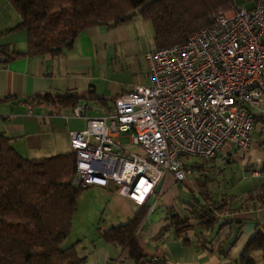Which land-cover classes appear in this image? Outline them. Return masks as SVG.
Returning <instances> with one entry per match:
<instances>
[{
	"label": "crops",
	"instance_id": "0c3cea01",
	"mask_svg": "<svg viewBox=\"0 0 264 264\" xmlns=\"http://www.w3.org/2000/svg\"><path fill=\"white\" fill-rule=\"evenodd\" d=\"M20 21L7 0H0V50H27L26 31L8 33ZM156 49L152 23L138 16L113 29L87 30L72 50L60 57L16 58L0 64V133L28 159L73 152L70 133L84 130L87 119L75 117L74 108L32 105L27 100L72 91L84 98L80 104L88 105L86 115L99 117L100 109L109 108L117 95L152 84L148 54ZM253 141L249 150L225 146L203 174L210 178L208 187L216 199L231 198V213L221 217L212 234L195 227L176 236L167 229L171 211L183 215L194 205L193 195L202 199L196 180L177 181L171 173L164 175L156 196L148 202L147 222L137 234L139 246L150 260L156 257L163 264L237 263L257 223H264V109L255 114ZM88 193L91 202L81 210L82 233L92 229L93 235L82 234L75 241L80 255L86 257V264H135L120 248L105 242L101 234L126 224L141 208L111 186L89 187ZM90 220L92 226L88 225ZM252 257L256 264H264L261 251Z\"/></svg>",
	"mask_w": 264,
	"mask_h": 264
},
{
	"label": "built area",
	"instance_id": "2783aa9c",
	"mask_svg": "<svg viewBox=\"0 0 264 264\" xmlns=\"http://www.w3.org/2000/svg\"><path fill=\"white\" fill-rule=\"evenodd\" d=\"M7 58L0 53V62ZM148 60L151 85L117 95L99 117L77 105L74 116L87 126L70 133L73 185L111 186L140 208L165 174L186 179L182 156L212 161L226 145L253 146L255 114L264 109V0L213 14L211 25Z\"/></svg>",
	"mask_w": 264,
	"mask_h": 264
},
{
	"label": "trees",
	"instance_id": "16d2710c",
	"mask_svg": "<svg viewBox=\"0 0 264 264\" xmlns=\"http://www.w3.org/2000/svg\"><path fill=\"white\" fill-rule=\"evenodd\" d=\"M251 7L258 0H245ZM20 17L8 33L26 31L25 52L0 53L8 58L50 55L60 57L72 50L81 34L95 27L113 29L141 16L152 23L157 49L184 43L211 25L212 15L238 8V0H7ZM84 98L76 92L35 96L32 105L75 108ZM106 104L103 99H96ZM74 152L44 159L20 155L11 139L0 133V264H86L78 243L66 245L78 210V200L89 187H76ZM204 177V176H203ZM208 178L198 179L194 205L183 215L171 211L167 229L182 236L195 227L212 234L223 215L231 213V198L216 199ZM263 205V203L261 204ZM149 207L143 206L124 225L102 232L105 242L120 248L135 264H154L142 251L137 234L146 224ZM203 243L207 239L203 238ZM264 255V223L244 247L236 264H256L252 255ZM219 253L226 256L223 250Z\"/></svg>",
	"mask_w": 264,
	"mask_h": 264
},
{
	"label": "rangeland",
	"instance_id": "374dc122",
	"mask_svg": "<svg viewBox=\"0 0 264 264\" xmlns=\"http://www.w3.org/2000/svg\"><path fill=\"white\" fill-rule=\"evenodd\" d=\"M237 6L238 7L246 6L248 8L251 7L250 4H246L245 0H238ZM128 142H129L128 138H122L121 139V143L122 144H126ZM226 146H229V145H226ZM126 150L129 153H135V154H138L140 156L145 155V153L141 150V148L136 147V146L126 147ZM181 161L183 163V169L185 171L186 178L189 181H195L196 180V182H197L198 179L205 178V176L203 174L207 173V171L209 170V164H211L213 160L212 161H204V160H201L199 158H194V157H190V156L184 155V156L181 157ZM221 161L224 162L225 159H221L220 162ZM208 180L211 181L209 177H208ZM217 184H219V183H217ZM196 186H197V184H196ZM88 190H89V188L86 191H84L81 194V196L79 197L78 209H80V211L77 210L78 212H77V214L75 216L76 219H74L72 233H71V236H70L69 240L65 243L66 245H71V244L75 243V241L77 242V240L79 239L80 235H82V234H87L88 236L93 235L92 229L86 231L85 233H82V231L84 230V227H83L84 224L81 221V218H82L81 217L82 216L81 215V210L86 206V203L88 201L91 202V199L89 200V195H87V194H89ZM92 196L93 195H91V197ZM91 224H92V221L90 220L88 225L90 226Z\"/></svg>",
	"mask_w": 264,
	"mask_h": 264
}]
</instances>
